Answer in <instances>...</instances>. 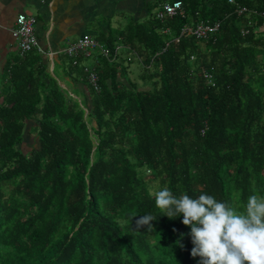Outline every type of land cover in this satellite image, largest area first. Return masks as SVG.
<instances>
[{
  "label": "trees",
  "instance_id": "16d2710c",
  "mask_svg": "<svg viewBox=\"0 0 264 264\" xmlns=\"http://www.w3.org/2000/svg\"><path fill=\"white\" fill-rule=\"evenodd\" d=\"M181 1L185 18L154 17L100 39L110 51L97 56L100 92L86 78L81 101L38 54L9 68L0 264H199L190 227L156 207V192L208 194L238 212L250 195L264 196V0ZM238 6L258 14L239 15ZM189 17L221 29L177 43ZM118 47L132 55L128 65L117 62ZM82 59L70 68L83 73ZM134 63L141 84L130 77ZM29 119L40 148L25 154ZM147 214L157 217L151 232L136 227Z\"/></svg>",
  "mask_w": 264,
  "mask_h": 264
},
{
  "label": "crops",
  "instance_id": "0c3cea01",
  "mask_svg": "<svg viewBox=\"0 0 264 264\" xmlns=\"http://www.w3.org/2000/svg\"><path fill=\"white\" fill-rule=\"evenodd\" d=\"M171 1L181 0H0V107L5 101L4 79L10 73L9 68L36 54L43 58L47 72L61 87L83 100L89 94V85L80 70L69 67L61 78L55 74L56 67L69 60L63 53L69 43L83 36H90L100 43V39L109 36L119 37L128 25L147 22L155 17V14L151 16L152 9ZM21 14L37 18L36 34L42 53L34 50L21 56L18 40L13 35L16 19ZM189 20V26L193 27L196 22L191 17ZM130 57L133 59L132 55ZM37 127L35 119L25 121L23 141L19 146L25 154L40 148Z\"/></svg>",
  "mask_w": 264,
  "mask_h": 264
},
{
  "label": "clouds",
  "instance_id": "9594fccd",
  "mask_svg": "<svg viewBox=\"0 0 264 264\" xmlns=\"http://www.w3.org/2000/svg\"><path fill=\"white\" fill-rule=\"evenodd\" d=\"M155 203L168 218L183 217V225L191 229V256L199 257V264H264V196L250 195L238 212L212 195L176 197L165 186L156 192ZM156 218L140 216L136 227L147 226L151 232Z\"/></svg>",
  "mask_w": 264,
  "mask_h": 264
},
{
  "label": "built area",
  "instance_id": "2783aa9c",
  "mask_svg": "<svg viewBox=\"0 0 264 264\" xmlns=\"http://www.w3.org/2000/svg\"><path fill=\"white\" fill-rule=\"evenodd\" d=\"M230 3L236 5V0H228ZM237 12L239 15H252L258 14L255 11L249 10L247 7L238 6ZM182 16L185 18V9L182 1H171L165 2L162 6V10L156 15V18L162 22L166 21L168 18H173L177 16ZM198 15V13H197ZM36 24L37 18L35 16H28L21 14L16 19V27L13 29V35L18 40L19 43V52L22 57L26 56L28 53L38 50L43 52L39 47V41L36 34ZM221 29V24L219 22L210 23L205 21H200L196 23L193 27L185 25L181 28L180 35L174 40L179 43L184 37H195L199 41H208L212 36L217 34ZM164 33H170V29H165ZM248 30L244 28L243 34H248ZM169 45V44H168ZM121 47L117 48L119 53ZM97 52L95 56L96 65H98L97 56L102 55L104 57H110L109 49L101 44L98 40L90 37L83 36L78 40L77 43H69L63 53L73 62V65H79L80 58H91L94 56V53ZM53 56V55H51ZM82 71L87 78V82L90 86L94 88L95 91L100 92L99 87V76L95 67L90 69L88 67H83ZM202 75L207 83V85L215 86L213 74L203 68Z\"/></svg>",
  "mask_w": 264,
  "mask_h": 264
},
{
  "label": "rangeland",
  "instance_id": "374dc122",
  "mask_svg": "<svg viewBox=\"0 0 264 264\" xmlns=\"http://www.w3.org/2000/svg\"><path fill=\"white\" fill-rule=\"evenodd\" d=\"M164 4V3H163ZM163 4L160 6V7H157L156 9H152L151 11V16H154L155 14V17L156 15L162 10V6ZM125 25V24H124ZM123 26V25H121ZM78 41L74 42V43H77ZM73 44V43H72ZM97 55V52L94 53V56L91 57V58H83L81 60V67H88L90 69H93L96 65V59H95V56ZM129 58H130V54L123 48L120 49L119 51V57L117 59V62H120V63H128L129 61ZM71 62V61H70ZM70 62L69 60H64V64H62L61 66H57L56 69H55V74L61 78L62 77V73L63 71L68 70L69 67H70ZM131 73H130V77L131 79L135 80L136 82L140 83V80H139V75H140V72L142 71V68H141V65L138 64V63H134L131 67ZM55 78V77H54Z\"/></svg>",
  "mask_w": 264,
  "mask_h": 264
}]
</instances>
